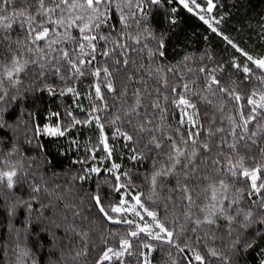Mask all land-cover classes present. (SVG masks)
I'll return each mask as SVG.
<instances>
[{
  "label": "trees",
  "instance_id": "trees-1",
  "mask_svg": "<svg viewBox=\"0 0 264 264\" xmlns=\"http://www.w3.org/2000/svg\"><path fill=\"white\" fill-rule=\"evenodd\" d=\"M212 2V13L204 18L216 28L215 32L200 19L194 7L189 12L178 0H161L159 5L145 0L143 7L147 16L140 19L137 15L139 26L136 20L129 18V28L125 32L113 3L107 25L93 32L98 38L104 35L109 39H98L96 60L92 66L85 65V75L78 79L70 78L63 61H60L61 72L54 74L57 61L53 57L59 53H49L46 41L38 42L45 48L43 59L41 54L26 53L30 38L25 18L17 17L7 32L0 28V96L4 97L0 100V172L15 170L17 173L11 189L7 187L6 178L0 181V264H97L107 248L119 251L122 239L129 240L131 248L123 256L113 257L103 264H145V256L149 264H200L195 260L196 253L204 258L203 264H223L224 257L230 258L232 264H261L264 260V224L259 221L264 219V209L259 206V196L249 198L247 195L250 179L232 177L226 164L228 157L235 160L243 156L249 169L262 167L257 183L264 182V154L260 151L264 148V135L255 138V145L251 140L239 141L235 151L227 146L233 142L229 135L233 125L228 117H235L239 122V110L243 109L247 115L252 107L247 103L248 99L259 101V96L264 94V72L253 62L264 57V0ZM45 3L52 6L51 0H45ZM121 3L123 6V0ZM191 3L206 7L208 0H195L194 4L191 0ZM14 7L28 8L35 15L38 3L37 0H15ZM12 10L13 6H8L7 14L11 15ZM123 10L126 16L137 11L134 6L123 7ZM59 14L57 10L52 18L55 20ZM44 19L36 16L37 22ZM22 21L24 27H21ZM46 26L50 30L56 28L51 24ZM145 28L151 30V35L144 31ZM56 31L63 33L64 29L56 28ZM68 31L75 39L64 40L53 47L64 48L70 54L73 49L78 52L76 41L80 40L81 34L75 27ZM127 34L139 35L140 43L126 39ZM6 35L7 40L3 39ZM161 38L164 55H156L150 60L148 50L155 52ZM116 39L128 45L125 55L129 65L126 68L119 50L111 58L100 55L110 49ZM9 44L12 51L8 50ZM14 52L20 54L22 60H37L38 63H30L24 72L10 80L4 74L3 65L11 66ZM115 59H120L121 64L114 65ZM40 63L46 65L42 71ZM141 64L146 68L150 66L153 73L158 67L163 71L159 75H149L145 69L137 70ZM104 65L113 71L114 92L104 86L103 73L99 81L90 74L93 67ZM245 66L250 70L248 73L243 71ZM164 75L167 76V87L163 83ZM212 77L219 85L212 84L208 88ZM97 82L101 85L103 100L95 96L94 84ZM185 83L190 89L187 93L183 89ZM49 86L53 88V94L48 92ZM68 87H74L79 96L74 98L72 93H67ZM221 87L228 92H221ZM137 89L141 90L143 101L137 110L139 115L131 112ZM61 91L65 94L60 95ZM229 92L241 99L236 101ZM181 93L196 106L199 114L196 128H191L187 117L185 123L180 124L181 108L173 100H178ZM164 96L168 97L167 102ZM157 99L160 109L151 107ZM161 109L165 110L163 120ZM184 110L189 114L193 111ZM96 116L104 125L103 135L107 137L111 157L100 146L101 130L94 119ZM76 120L81 123L75 124ZM147 120L152 121L147 125L151 128L163 124L165 134L177 142L181 135L187 139L190 129L193 132L199 130V140L208 142L210 151L201 149L195 164L188 168H184L186 161L182 158L174 172L157 177L153 187L154 172L170 165V142L156 131L154 134L161 140L162 147L155 148L150 143V134L138 131V125ZM257 122L264 124L258 117L249 129L254 130ZM47 125L58 128L64 135L46 134L44 128ZM210 128L213 132L217 128L224 131L209 137ZM117 129L127 132L133 139L126 141ZM134 155L137 158L131 159ZM214 160H219L220 164H214ZM113 164L120 167L113 169ZM94 167L99 169L98 173L89 171ZM204 176L212 179L204 180ZM221 178L230 185L228 199L223 201L226 213H217L211 217L216 220L215 224H201L193 232L195 219L203 220L214 212L210 205L219 207L220 194L217 201H211V190L205 192L204 189ZM184 185L192 190L194 203L191 205L184 198ZM35 188L39 191H34ZM237 188L245 189L243 198L236 192ZM96 196L100 197L101 205L113 220H108L99 211ZM137 196L143 208L136 204L134 197ZM123 197L128 202L125 207L131 208L129 214L112 212V207L122 208ZM233 200L236 203H231ZM145 209L157 214L156 221ZM248 211L253 216L249 226L244 228L241 225L248 223L244 220ZM227 216L235 218L231 225ZM157 221L173 233L172 237L160 231ZM141 226H147L152 233L141 232ZM133 231L138 233L136 237L131 236ZM157 234L160 239L153 238ZM248 243L254 246L246 248ZM145 244L151 248H145ZM85 249L87 255L76 256ZM212 251L218 255L213 256Z\"/></svg>",
  "mask_w": 264,
  "mask_h": 264
},
{
  "label": "snow or ice",
  "instance_id": "snow-or-ice-1",
  "mask_svg": "<svg viewBox=\"0 0 264 264\" xmlns=\"http://www.w3.org/2000/svg\"><path fill=\"white\" fill-rule=\"evenodd\" d=\"M168 2H171V0H168ZM181 4L185 8L188 9L189 12H191L193 9L189 7V4L186 2V0H179ZM193 4L195 3V0H192ZM38 7L36 8V13L33 15L28 8H20L16 9L14 7L15 0H0V28H2L5 32L10 30L12 28V23L15 21L17 17L25 18L27 22V35L30 38V46L26 45V53H32L35 52L37 54H41V58L43 59L45 57V48L40 47L39 43L40 41H46L47 42V49L48 52H58V56H54L53 59L57 61V64L54 66V74H59L61 72L60 67V61H63L67 67L68 71L70 72L71 76L70 78L78 79L79 77H82L85 75V65L92 66L93 62L96 60V51H97V43L99 40L107 41L109 38L104 35H99V38L96 34H93L94 30H99L102 25H107L108 21L111 19V8L113 6V3H115V8L117 13L119 14V21L121 25L123 26V29L126 30L129 28L128 19L132 18L136 20L137 25L140 24V19H143L147 16V13L144 10V3L145 0H123V6L121 3V0H51L52 6H46L45 0H37ZM147 3L153 4V5H159L161 3V0H147ZM12 5L13 10L11 15L7 14L8 6ZM136 8V12H130L127 16L124 14L123 7H132ZM196 7H199V5H196ZM214 7L212 0H208V9L207 11L211 12L212 8ZM103 8V10H102ZM57 10H59V16L54 20L52 17L57 14ZM172 11H176V9H172ZM139 14L140 19H137V15ZM36 16H42L45 17L44 20L37 22ZM200 19L204 21L205 24H208V26L212 29L213 32L216 31V28L212 27V24L204 18V16H200ZM175 23V21H172ZM51 24L56 26V28H63L64 32L60 33L56 31V28H53L50 30L49 27L46 25ZM21 27H24V21L21 22ZM77 28L79 33L81 34L80 40L76 41L78 45V52L73 49V52L70 54L68 50H65L64 48H55L54 45H58L62 43L64 40H74L75 38L72 37L69 33V29L71 28ZM113 26V31H114ZM145 32H148L149 35H151V30L149 28L144 29ZM124 33H122L123 35ZM155 38V37H153ZM5 40L9 39V37L6 35L4 36ZM126 39L128 40H134L135 43H140V36L137 35L133 37L130 34H127ZM227 39V37H225ZM19 44V41L16 42ZM231 44L232 42L229 41ZM35 46V47H33ZM8 50L12 51L11 44L8 46ZM147 47V45H145ZM164 47L163 39L159 41V48L154 52L153 50H148V58L151 60L154 56L159 55L163 56L164 52L162 51ZM233 47H236L233 45ZM128 49L127 43H122L121 40L116 39L112 41V47L108 50H105L100 53V55L111 58L114 53L117 52V50L120 51V55L123 56V65L125 68L129 65V59L125 55V52ZM240 51V49H237ZM244 55H247V53H244ZM249 60H252L251 56H248ZM259 68L264 69V59L255 60L253 61ZM37 64V60H29V59H21L20 54L14 52L11 61H10V67L8 64L3 65L4 74L9 78L10 80L13 79V77H18L20 73L24 72L28 65ZM135 63V62H133ZM114 65H120L121 60L115 59L113 61ZM46 65L44 63H40L39 67L41 71L44 69ZM145 69L149 75H159L163 69L162 68H156L155 73H153L151 67H145L144 64H141L139 66V69ZM116 71H119V69H114ZM168 71H171L169 69ZM201 71H204V69H201ZM243 71L245 73H248L250 70L247 66L244 67ZM103 73L104 78V86L107 88L109 92H114V84H113V71L109 69L107 65H104L103 67H93L90 74L96 78L97 81L100 80L101 74ZM62 80L65 79L63 75L60 77ZM129 80L132 79L131 76L128 77ZM164 86L167 87V76L164 75L162 77ZM14 83H18V80H13ZM0 84H2V81H0ZM212 84L219 85V81L215 79V77H212L211 83L207 85L208 88H211ZM95 88V96L98 100H103L104 97L101 93V85L99 82L94 84ZM184 92L187 93L190 91L188 84L185 83L183 85ZM48 92L50 94H53L54 90L52 87L47 88ZM221 92H228V89L221 87L219 89ZM172 91L175 92V87L172 88ZM67 93H72L74 98L79 96V93L76 92L74 87H68L66 89ZM157 92H159V89H157ZM65 91H61L60 95H64ZM126 94V92H125ZM229 95H231L236 101H239L241 97L234 92H229ZM5 95L7 93L5 92ZM136 96L135 106L132 107L131 112L136 113L139 115V112L137 111L142 106V95L141 90L137 89L134 93ZM150 95V94H149ZM256 96V93H253V97ZM3 96H0V100H3ZM163 99L165 102H167L168 97L164 96ZM173 103L178 107L181 108V119L180 124L185 123V117H187V123L191 126V128H196L197 124H199L198 120V112L196 110L195 104H193L189 99L185 97L183 93L179 94V98L174 99ZM209 103H211L209 101ZM247 103L251 105V109L247 115H245L243 109L239 110V122L236 121L235 117L229 116L228 119L232 123L233 127L231 128L229 135L233 138V142L230 144H227L228 148L235 151L237 149V145L239 141L241 140H251L252 144L255 145L257 143V140L255 139L259 135H264V124H260L257 122L254 125V130L249 129V125L253 124L254 121H257V118L259 117L260 120H264V94H261L259 96V101H257L254 98H249ZM106 107V105H105ZM151 107L160 109L161 105L159 103V100H154L151 104ZM184 109H192V113L189 114ZM165 110L161 109V120L164 119L163 112ZM71 115V113H69ZM96 120L97 126L101 130V142L103 143L104 150L108 152V155L111 156V148L109 144L107 143V137L103 135V128L104 125L100 123V118L98 116L94 117ZM119 119V117H117ZM81 121L76 120L75 124H79ZM84 123H89V121H84ZM152 121L147 120L145 123H141L138 125V131L141 133L148 132L151 136L150 143L155 146V148L160 149L162 147L161 140L158 139V137L154 134V132L159 131L164 138H166L170 144V152L168 153V160L170 161V165L167 168H162L159 171L154 172L152 176V185L153 187L156 184L157 177L163 175L168 176L174 172L177 165H180L183 161H186L184 163V168H188L189 165H194L195 160L197 156L200 155V150H204L205 152L210 151V145L208 142H201L199 140V137L201 135V132L199 130L193 132L191 129L188 131L187 139L183 135L180 136L179 142L177 140L170 136L166 135L164 132V126L163 124L155 126V128L148 127L147 125H151ZM203 127L202 125L200 126ZM237 129L240 131L238 132ZM44 131L50 135H64L63 131H60L57 129H51L48 127H45ZM223 128H217L215 132L212 131V129H208V136L212 137L215 136L216 132H223ZM117 132L120 136H122L126 141H130L133 139L131 135H129L127 132H121L119 129H117ZM222 143H227V141H222ZM247 147V144L245 145ZM190 149V150H189ZM261 153L264 154V148L260 149ZM137 157L134 155L131 157V159H136ZM245 158L243 156H239L237 159L233 160L231 157H228L227 159V172L232 177H239L243 176L244 178L250 179V189L247 191V195L249 198H251L253 195L259 196V206L264 209V195H261V192L264 191V182L257 183L258 179H260L259 174L262 171L261 166H257L255 168L249 169L245 166ZM214 164L219 165V160H214ZM120 165L113 164L112 168L116 169L119 168ZM89 171L91 172H99L98 168H91ZM194 171V168H193ZM17 175L15 170L7 171V172H0V181H3L6 178L7 181V187L9 189L13 188L14 186V177ZM187 175V173H186ZM81 179H84V177H81ZM204 180H210L212 179L209 176H204ZM117 180H119V177H117ZM230 185L225 181V179L221 178L218 181H215L214 183H209L208 186L204 189L205 192H208L209 189L211 190V201H217L218 193L220 194V202L219 207L216 206V204L210 205L213 209H215L214 212L210 213L209 215H206L203 220L197 218L193 221L195 227L192 229L193 232L196 231V228L200 227L201 224H215L216 220L214 218H211L212 216H215L217 213L224 215L226 213V209L224 208L223 201H226L228 199L227 193L229 191ZM119 189H117L118 191ZM34 191H39V188H35ZM183 193L185 194L184 198L189 202V205L194 203L193 196L191 194V191L187 185H184L182 188ZM236 192L240 194V197L243 198V195L245 193L244 188H237ZM97 206H99V211L108 219L113 220V217L109 215L108 211L105 210V208L101 205V200L99 196L94 197ZM136 200V204L139 205L141 208L144 207V205L140 202L139 197H134ZM253 204H256L257 201H252ZM125 203L123 200L121 201V204ZM231 203H236L235 200L231 201ZM111 211L114 213H119L122 211V208L120 207H112ZM147 214L153 218L154 221H156L157 214L152 211H148L145 209ZM203 211V209H201ZM139 215V213H136ZM253 216V213L251 211H248L246 215L244 216V220L248 223L242 224L241 227L247 228L249 224L251 223V217ZM228 222L231 225L233 220L235 219L232 216H227ZM119 222V221H114ZM130 223V222H129ZM260 224H264V219H261L259 221ZM156 226L160 229L161 232L166 233L167 237H172L173 233L171 231H168L163 224H160L157 221ZM141 232L147 231V228H141ZM85 236H87V233H84ZM138 235L137 232L133 231L131 233V236L136 237ZM151 235V233H149ZM154 239H160L159 234L153 237ZM169 242H171L169 240ZM236 243H239V240L236 241ZM254 245L252 243H248L245 245L246 248H251ZM145 248H151V245L145 244ZM131 248V243L127 239H122L120 241V249L119 251L114 250L113 248H107L106 251L103 252L101 258L98 260L97 264H103L104 261L108 260L110 261L113 257L119 258L125 254V252L128 251V249ZM183 251V249H181ZM81 254L87 255L86 249L81 252H77L76 256H80ZM111 254V255H110ZM213 256H217L218 254L215 251H212L211 253ZM24 255H27V253H24ZM195 260L199 261L200 264H203L204 258L199 254H195ZM35 264V262H34ZM145 264H149L148 257L145 256ZM223 264H232L231 259L228 257H224ZM261 264H264V260L261 261Z\"/></svg>",
  "mask_w": 264,
  "mask_h": 264
},
{
  "label": "rangeland",
  "instance_id": "rangeland-1",
  "mask_svg": "<svg viewBox=\"0 0 264 264\" xmlns=\"http://www.w3.org/2000/svg\"><path fill=\"white\" fill-rule=\"evenodd\" d=\"M178 2H179V0H178ZM186 2L189 4V7H191L192 9H193V7L195 8V10H197V12L200 14V16H204V17H206V16H209L211 13H212V11L211 12H209V11H207V9H208V5L206 6V7H196V6H193L192 5V3H191V0H186ZM180 3V2H179ZM181 4V3H180ZM182 6H183V4H181ZM184 7V6H183ZM185 8V7H184ZM187 9V8H186ZM213 9V8H212ZM262 59H264V57L262 58ZM255 64V63H254ZM255 66L256 67H258L256 64H255ZM259 68V67H258ZM261 71H263L264 72V69H261V68H259ZM46 127H48V128H51V129H57L56 127H52V126H50V125H47ZM45 129V128H44ZM46 133V132H45ZM46 134H48V133H46ZM50 135V134H49ZM100 136H101V132H100ZM101 140H102V137H100V146H102V148H104V146H103V143L101 142ZM106 152V151H105ZM107 154H108V152H106ZM109 156V155H108ZM109 157H111V156H109ZM122 200L125 202V203H123V204H121V207H122V213H125L126 215L127 214H129V212L131 211V208L129 207V206H127V207H125V205H127L128 204V202L127 201H125L124 200V197L122 198ZM135 200V199H134ZM135 202H136V200H135ZM134 205H136V204H134ZM132 206V205H131ZM134 207V206H133ZM142 228H147V231H150L151 233H152V231L150 230V228H148L147 226H141ZM155 234V233H154Z\"/></svg>",
  "mask_w": 264,
  "mask_h": 264
}]
</instances>
